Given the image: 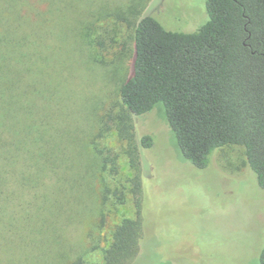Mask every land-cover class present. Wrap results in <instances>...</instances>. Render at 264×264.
I'll return each instance as SVG.
<instances>
[{
  "label": "rangeland",
  "instance_id": "374dc122",
  "mask_svg": "<svg viewBox=\"0 0 264 264\" xmlns=\"http://www.w3.org/2000/svg\"><path fill=\"white\" fill-rule=\"evenodd\" d=\"M66 1L50 14L42 2L50 26L31 48L33 73L23 74L36 94H46L42 117L38 99L33 112L55 140L58 173L9 174L0 193V264H103L114 227L135 217L127 195L132 172L114 122L134 27L150 15L167 31L191 33L207 20V0ZM161 109L132 118L136 140L148 135L152 146L139 152L142 237L130 264H259L264 190L243 148L216 149L197 169L184 160ZM15 155L21 172L25 157Z\"/></svg>",
  "mask_w": 264,
  "mask_h": 264
},
{
  "label": "trees",
  "instance_id": "16d2710c",
  "mask_svg": "<svg viewBox=\"0 0 264 264\" xmlns=\"http://www.w3.org/2000/svg\"><path fill=\"white\" fill-rule=\"evenodd\" d=\"M62 1L67 3L0 0V193L10 173L24 180L28 168L35 176L43 170L58 173L55 140L36 123L33 112L40 107L42 117L46 94H36V85L23 74L33 73V64L26 63L37 53L31 48L41 46L40 33L50 26L42 16V2L47 5L44 14H50ZM206 14V22L191 33L167 31L150 15L139 18L134 27L131 72L119 88L122 109L114 122L132 172L127 195L135 217L114 227L103 264H130L138 251L139 152L152 146V138L136 140L132 118L158 105L186 162L201 170L216 149L240 146L245 165L264 190V0H207ZM82 140L81 151H86ZM19 153L25 157L21 172L16 170ZM68 264L84 261L77 258ZM259 264H264V246Z\"/></svg>",
  "mask_w": 264,
  "mask_h": 264
}]
</instances>
